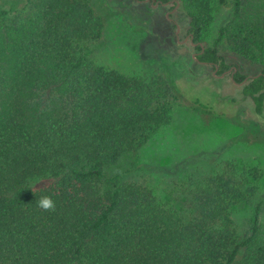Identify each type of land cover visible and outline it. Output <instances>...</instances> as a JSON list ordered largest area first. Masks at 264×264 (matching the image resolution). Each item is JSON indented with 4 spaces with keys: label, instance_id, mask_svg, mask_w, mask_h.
I'll return each instance as SVG.
<instances>
[{
    "label": "trees",
    "instance_id": "1",
    "mask_svg": "<svg viewBox=\"0 0 264 264\" xmlns=\"http://www.w3.org/2000/svg\"><path fill=\"white\" fill-rule=\"evenodd\" d=\"M173 2L197 60L217 75L229 70L263 120L264 0ZM26 4L21 17L10 8L0 13V264H264L259 206L249 236H237L232 220V209L260 189L258 166L222 161L201 178L175 181L163 201L106 171L171 122L176 100L247 133L248 122L231 112L237 100L178 97L162 77L146 81L90 61L86 44L103 32L90 0ZM220 8L232 18L214 46L202 48ZM218 45L258 60L261 71L249 77L227 65ZM45 195L54 212L36 207Z\"/></svg>",
    "mask_w": 264,
    "mask_h": 264
},
{
    "label": "rangeland",
    "instance_id": "2",
    "mask_svg": "<svg viewBox=\"0 0 264 264\" xmlns=\"http://www.w3.org/2000/svg\"><path fill=\"white\" fill-rule=\"evenodd\" d=\"M173 1L152 7L149 2L133 0H90L95 14L102 19L103 32L98 41L86 44V57L98 66L146 81L162 77L178 97H196L211 103L214 94L231 96L237 100L231 112L248 122V132L224 117L196 113L176 100L171 122L152 136L136 156H125L106 171L111 176L120 175L123 181L147 185L163 201L175 181L201 178L222 161L258 166L263 172L258 193L232 209L235 233L244 238L251 233L257 206L259 224L264 229V119L254 116L250 101L243 99L241 85L231 80L229 70L218 77L212 65L196 60L193 46L184 41L185 15L178 6L170 9ZM29 6L26 0H0V13L10 8L20 10V14L13 15L21 17ZM231 18V9L214 12L209 33L200 44L214 46L219 29ZM137 25H142L139 31L135 30ZM216 48L227 65L242 66V74L252 76L261 71L258 60L247 61L220 45Z\"/></svg>",
    "mask_w": 264,
    "mask_h": 264
},
{
    "label": "clouds",
    "instance_id": "3",
    "mask_svg": "<svg viewBox=\"0 0 264 264\" xmlns=\"http://www.w3.org/2000/svg\"><path fill=\"white\" fill-rule=\"evenodd\" d=\"M36 207L43 212H54L56 209L55 201L51 196H41L35 203Z\"/></svg>",
    "mask_w": 264,
    "mask_h": 264
},
{
    "label": "flooded vegetation",
    "instance_id": "4",
    "mask_svg": "<svg viewBox=\"0 0 264 264\" xmlns=\"http://www.w3.org/2000/svg\"><path fill=\"white\" fill-rule=\"evenodd\" d=\"M137 2H149V0H138ZM150 3V2H149ZM151 4V6L152 7H154V6H159V4L158 3H156V4H152V3H150ZM165 6V5H164ZM177 7V6H176ZM175 10V9H174ZM184 40L186 41V40H188L189 41V43L191 44V37L189 36V35H186L185 36V38H184ZM183 42V41H182ZM192 46H193V49L196 47V45H193V44H191ZM201 47L202 48H204L202 45H201ZM193 55H195L196 56V52H194L193 53ZM196 60H197V58H196ZM198 61V60H197ZM198 62H200V61H198ZM200 63H203V64H206V63H204V62H200ZM215 70V69H214ZM216 70H217V68H216ZM215 70V71H216ZM225 73V72H224Z\"/></svg>",
    "mask_w": 264,
    "mask_h": 264
},
{
    "label": "water",
    "instance_id": "5",
    "mask_svg": "<svg viewBox=\"0 0 264 264\" xmlns=\"http://www.w3.org/2000/svg\"><path fill=\"white\" fill-rule=\"evenodd\" d=\"M164 5H167V4H164ZM177 6H178V4H177ZM178 33H179V26H176L175 35L177 36ZM184 41H185V40H184ZM191 44H193V43L191 42ZM193 45H196V44H193ZM223 76H224V73H222V74L219 75L218 77H223ZM249 77H252V76H249ZM245 81H246V80H245Z\"/></svg>",
    "mask_w": 264,
    "mask_h": 264
}]
</instances>
